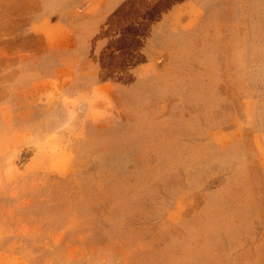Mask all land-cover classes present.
Listing matches in <instances>:
<instances>
[{
    "label": "rangeland",
    "instance_id": "obj_1",
    "mask_svg": "<svg viewBox=\"0 0 264 264\" xmlns=\"http://www.w3.org/2000/svg\"><path fill=\"white\" fill-rule=\"evenodd\" d=\"M0 264H264V0H0Z\"/></svg>",
    "mask_w": 264,
    "mask_h": 264
}]
</instances>
